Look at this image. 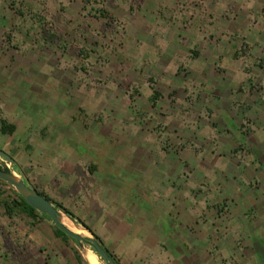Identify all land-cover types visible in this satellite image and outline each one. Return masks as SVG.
<instances>
[{
    "label": "crops",
    "instance_id": "crops-1",
    "mask_svg": "<svg viewBox=\"0 0 264 264\" xmlns=\"http://www.w3.org/2000/svg\"><path fill=\"white\" fill-rule=\"evenodd\" d=\"M147 1L138 5V12L153 14L147 24L154 32L150 36L138 30L133 39L139 49L132 56L137 67L128 70L130 85L144 74L140 81L146 85V102L156 113L158 101L167 96L161 84L178 83L183 70L194 78H211L207 83L214 101L209 106L213 103L218 126L212 129L211 146L191 142L187 149L185 136L173 129V147H159L161 124L151 114L143 127L139 118L133 124L119 117L110 122V116L93 107L91 118L97 119L76 125L78 111L87 117L89 109L80 112L81 103L69 101L75 93L71 81L62 80L66 72L60 62L42 63L38 49L29 44L28 50L16 48L6 32L0 38V118L14 129L9 135L0 132V148L31 186L87 224L119 264L264 260V221L248 225L245 219L249 206H264V0H203L205 7L197 0ZM39 41L44 48L55 46L44 38ZM120 73L119 82L125 77ZM195 81L198 87L206 84ZM84 97L98 100L89 91ZM194 103L185 98L178 106L188 113ZM203 112L196 113L202 129L209 120ZM179 118L185 125L186 119ZM112 124L116 130L105 128ZM73 134L78 135L76 141ZM120 135L130 137L132 151L118 144ZM95 137L99 145L93 143ZM107 138L116 139V147L98 149ZM79 144L85 146L83 151L77 150ZM92 153L103 165L90 159ZM239 156L251 165L248 179L236 178ZM193 171L196 181L189 180ZM220 198L230 207L226 217L218 206ZM6 199H0V264H76L70 244L54 233L47 217L34 221L17 211L9 216L2 204ZM254 231L259 240L251 239Z\"/></svg>",
    "mask_w": 264,
    "mask_h": 264
},
{
    "label": "rangeland",
    "instance_id": "rangeland-1",
    "mask_svg": "<svg viewBox=\"0 0 264 264\" xmlns=\"http://www.w3.org/2000/svg\"><path fill=\"white\" fill-rule=\"evenodd\" d=\"M197 1H200L201 6H204L203 0ZM142 2L144 4L148 3L147 0H93V2L85 5L83 0H0V38L3 39L6 32H8L11 34L16 48L20 50L27 48L28 50L29 48L27 46L31 45L39 50L42 63L46 62L52 64V62H56L57 60L60 62V68L66 72V77H62V80L71 81L69 87L70 90L75 93V98L73 97L69 101L74 103L75 99V101L80 102V106L84 110L80 112H85L86 106H88L89 109L87 113L89 115L87 117H83L78 111V115L75 117L76 125L81 126L84 122L89 124L91 123V119H97L96 115L94 118H91L93 107H96V111L100 112L101 115L110 116V122L115 121L114 123H116V117H119L120 119H128L130 124H133V122L139 118L142 120L141 125L143 127H145L143 124L144 118L147 117L148 114H151L152 117L158 120V124H161V131H159V128L157 131L160 133V137L157 139L159 147L172 148L174 141L170 139L169 135L172 134L173 129H179L180 133L186 137V139L184 137L183 143L186 144L187 149L191 147V145L188 144L191 142L201 145V147L208 148L212 144L209 140L213 136L211 134L212 129L218 127L215 126L216 122L214 116L216 114H214L213 103L212 106H209L212 100L214 101L212 93L213 87L211 84L207 83L212 80L211 78L203 76L194 78L187 73L188 71L183 70L182 73L180 72L181 75L176 78L178 83L168 85L167 82L159 86L167 96L158 101V108H154L156 113L149 110V104L146 102V85L140 81L141 78L144 77V74L140 73L138 75L139 81H136L132 86L130 85V80L133 79V76H128V70L137 67L135 66V61L132 60V56L135 55L136 51L138 52L139 49L138 45L137 47L134 45L133 39L138 33V30L142 34L150 36V32H154V30L149 28V24H147L151 20L153 14L150 12H138V5ZM99 7L105 8L113 17V20L100 16L95 17L91 8ZM18 9L27 13L31 11L36 12L43 17V25L40 26L39 24H35L32 30L27 31L26 27L30 22L25 21L23 17L18 15ZM138 24H141L143 27H136ZM42 27L54 33L56 37L55 46H46V48H44L40 45L41 42L39 40L42 39V37H40ZM53 47L54 49H52ZM144 51L145 50L142 49V52ZM13 52L15 53L17 51L13 49ZM139 52H141V50H139ZM145 64H147V62H145ZM142 67L144 68V66ZM142 67H140V69H142ZM74 71H76V74ZM118 71H121L120 74L125 75L120 82ZM80 74H82V77L79 76ZM195 79H197V82L198 80L206 81V84L204 83V87H198L195 84ZM134 80L136 79L134 78ZM75 81H77V83ZM80 81L86 83L79 84ZM91 85L92 87L90 90ZM198 88H200V92L196 91ZM86 91L95 94L98 100L92 98L86 100V98H88L84 97L87 93ZM139 92H142V96H138ZM46 97L48 98V96ZM185 98L189 100V102L190 100L191 102L195 101L193 109L189 110L188 113H184L183 107L178 106L179 103H183ZM93 101L94 103L92 105ZM96 101L98 103H95ZM171 103L173 104L171 105ZM98 104L101 105L102 108L98 106ZM204 104L209 106L210 110L203 109L202 106ZM198 106L202 108H198ZM197 111H204V118L207 117V119H209L207 122L204 120L205 122L203 124L205 126L203 125V129L202 124H200L201 122L196 118ZM69 112L73 113V111ZM179 117H184L186 119L185 125L182 126L179 124L181 122ZM103 119H106V117H103ZM178 120L180 121L178 122ZM126 125L130 127L129 124ZM164 125L167 127V130L162 128ZM183 127H185V129L181 132L180 128ZM105 128H113L116 130L117 126L112 124V126L106 125ZM76 134L72 135L73 141H76V138H78ZM111 136L116 138L115 134H111ZM202 136L204 139H202ZM120 137L118 144L122 145L123 143V147L126 151H132L135 148L132 142L131 144L129 143L128 138L130 137L127 135H125V138H122L121 135ZM115 140L112 141L111 138H107L103 141V145L97 148L108 152L107 150L111 147H116L115 144L117 142ZM96 141L97 137H95L93 143L99 145ZM84 149L85 146L79 144L77 150L83 151ZM90 156L93 162L103 165L101 163V158L96 157V153H94V155L92 153ZM187 159L189 160L191 158ZM208 159L209 158L206 157L205 162H207ZM213 159L216 160L214 157ZM235 160L238 166L237 169H239L236 178H242L240 177L242 175L248 179L251 172L249 171L251 165L247 162L245 164L244 162L242 163L240 156ZM192 165L194 164L189 163V166ZM0 166L8 167L1 158ZM262 167H264V163ZM15 173L21 176L16 170ZM188 176L189 180L196 181L197 179L194 171L188 173ZM13 191L15 190L9 184L0 181V199L8 197ZM254 192L259 193L258 189H254ZM56 198L63 201L61 197L59 198L56 196ZM51 199L53 200L54 198L52 197ZM219 200L218 206L221 207V215L226 217L229 215V209L227 208L229 206L225 204V198H220ZM67 203L68 202H66V206H69ZM263 209V203L249 206L245 215L247 224L250 225L255 219H258V221L262 223L264 221ZM254 235L255 237L251 239L259 240V235L256 231H254ZM67 242L70 244L73 253L77 251L81 255V247L76 241L67 239ZM87 247L89 248V246ZM97 257L99 263L104 264L98 255ZM71 260L73 262L75 261L73 255H71ZM83 260L84 263H87L84 258ZM254 264H264V260L261 259Z\"/></svg>",
    "mask_w": 264,
    "mask_h": 264
},
{
    "label": "water",
    "instance_id": "water-1",
    "mask_svg": "<svg viewBox=\"0 0 264 264\" xmlns=\"http://www.w3.org/2000/svg\"><path fill=\"white\" fill-rule=\"evenodd\" d=\"M0 158L5 161L8 166V171L0 168L1 181L9 184L15 190V192L27 202V204L34 208L39 214L45 215L56 228L76 241L81 248L84 245L89 246V248L99 256L104 264H119V262L114 260L113 256L109 254L107 250H105V248L97 239V236L88 227L84 226L81 223H78L62 209L56 207L51 200L46 198L43 194L40 193V191L31 186V184L24 177L18 176L13 168L15 164L14 159L2 148H0ZM61 215L66 216L74 224L87 231L88 235H80L70 230L61 222Z\"/></svg>",
    "mask_w": 264,
    "mask_h": 264
},
{
    "label": "trees",
    "instance_id": "trees-1",
    "mask_svg": "<svg viewBox=\"0 0 264 264\" xmlns=\"http://www.w3.org/2000/svg\"><path fill=\"white\" fill-rule=\"evenodd\" d=\"M84 4H88L93 2V0H83ZM91 10L93 11V14L95 17H104L106 19L109 20H113V17L109 14V12L103 8V7H99V8H91ZM17 13L20 17H23V19L25 21H29L30 24L27 25V31L32 30V28H34L35 24H39L40 26H42L43 24V17L40 16L39 14H37L36 12H23L22 10L18 9ZM92 13V12H90ZM53 32H50V30H47L46 28L42 27L41 28V35L40 37L44 38L45 40H47L48 43H51L52 45L56 43V37L54 35ZM156 95H158V93L156 91L153 92V97H155ZM14 127L10 124H8L6 122L5 119L0 118V132L3 135H9L12 133ZM3 170L8 171V169L6 167H1ZM1 181V180H0ZM38 191H40L41 194H43L46 198H48L49 200H51L56 207L62 209L65 213H67L70 217H72L73 219H75L78 223L83 224L84 226L88 227L94 234L95 232L87 225L85 224L82 220H80L78 217H76L74 215V213L72 211H70L68 208H66L65 206H63L61 203L52 200L48 195H46L42 190L37 189ZM4 208H5V213L7 215H11L13 212H22L25 213L27 216H29L32 220H36L40 215L41 216H45L42 214H39L34 208H32L29 204H27V202L21 197L19 196L15 191H13V193L11 195H8L6 200H3L2 202ZM46 217V216H45ZM54 233L57 236H61L65 241H67V239H71L69 236H67L65 233H63L61 230H59L58 228H56L54 226ZM96 235V234H95ZM97 236V235H96ZM97 239L99 240L100 244L105 248V250H107L109 252V254H111L114 258V260H116L117 262L119 261L117 259V257L115 256V254H113L110 250H108L105 245L103 240L97 236ZM82 255V254H81ZM81 255L75 251L74 252V257L76 259L77 264H87L84 263L83 258L81 257Z\"/></svg>",
    "mask_w": 264,
    "mask_h": 264
},
{
    "label": "bare ground",
    "instance_id": "bare-ground-1",
    "mask_svg": "<svg viewBox=\"0 0 264 264\" xmlns=\"http://www.w3.org/2000/svg\"><path fill=\"white\" fill-rule=\"evenodd\" d=\"M60 220L66 227H68L73 232H76V233H78L80 235H84V236L88 235L87 231H85L81 227L74 224L66 216L61 215ZM81 254H82V257L87 261L88 264H100L97 255L90 248H88L86 245H84L81 248Z\"/></svg>",
    "mask_w": 264,
    "mask_h": 264
},
{
    "label": "built area",
    "instance_id": "built-area-1",
    "mask_svg": "<svg viewBox=\"0 0 264 264\" xmlns=\"http://www.w3.org/2000/svg\"><path fill=\"white\" fill-rule=\"evenodd\" d=\"M6 163V162H5ZM6 165H7V163H6Z\"/></svg>",
    "mask_w": 264,
    "mask_h": 264
}]
</instances>
